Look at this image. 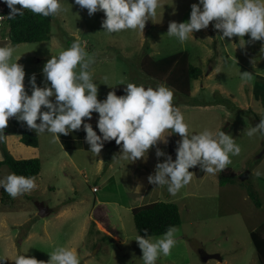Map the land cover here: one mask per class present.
<instances>
[{"label": "rangeland", "instance_id": "374dc122", "mask_svg": "<svg viewBox=\"0 0 264 264\" xmlns=\"http://www.w3.org/2000/svg\"><path fill=\"white\" fill-rule=\"evenodd\" d=\"M198 2L162 0L164 7L148 20L149 27L145 23L143 33L128 29L109 34L101 26L103 11L89 16L74 0H61L64 10L50 16L46 41L14 45L0 38V46H15L10 62L20 57L17 63L24 66L29 95L31 75L35 73L37 86L43 87V65L79 38L95 59L89 71L101 101L117 86L160 84L141 71L144 56L161 59L187 51L190 63L202 71V77L191 82L192 96L181 98L191 106L183 112L190 133L221 129L241 147L240 155L231 157L226 168L233 176L229 183L218 185L220 172L197 178L193 167L189 169L194 173L192 181L171 196L166 185L156 186L147 179L146 168L154 174L163 158L147 167L141 158L134 163L120 160L121 145L117 144L95 156L81 148L86 137L83 125L68 135L59 134L57 140L27 126L38 141L36 148L27 147L19 141L12 117L0 141V160L4 148L16 160L39 159L40 172L31 193L12 198L0 188V256L10 258L4 264H14L17 255L46 264L58 247L75 249L81 264H143L131 209L152 202L175 204L181 220L171 255H161L156 264H258L249 234L264 222V174L254 175L256 170L264 173V136L248 137L246 131L264 118V54L255 55L264 52V41L249 43L250 34H245L243 46L239 36L222 39L213 27L215 21L183 43L168 36L169 23L188 21L191 5ZM245 71L252 74L250 80L242 79ZM95 116L99 114L93 112ZM9 173L6 166L0 168V177ZM38 204L49 211L46 217L38 216ZM102 212L107 220L99 217ZM202 253L218 258L203 262Z\"/></svg>", "mask_w": 264, "mask_h": 264}, {"label": "clouds", "instance_id": "9594fccd", "mask_svg": "<svg viewBox=\"0 0 264 264\" xmlns=\"http://www.w3.org/2000/svg\"><path fill=\"white\" fill-rule=\"evenodd\" d=\"M2 2L10 10L8 19L23 16L25 10L43 17L56 16L64 10L61 0ZM74 2L81 9H87L89 16L103 11L105 18L101 26L109 34L128 29L143 33L146 21L152 20L157 15V9L164 7L162 0ZM4 17L0 15V19ZM213 21L214 29L222 33V39L239 36V44L243 46L246 43L245 34H250L249 43L264 41V0H199L191 5L188 21L169 23L167 35L183 43L193 38L194 31L208 28ZM15 51V46L11 44L0 46V141L5 139L4 129L12 117L26 122L28 128L38 135L52 134L53 140L60 139L59 134L68 135L83 125L86 143L95 156L100 154L105 142L115 140L117 145H121L118 159L134 163L145 157V153L158 141L167 143L166 137L174 131L181 137L177 141L176 159L157 148L156 156L166 159L158 162L155 173L147 178L150 184L166 185L171 196L192 181L194 173L189 171L190 168L198 165L205 173L215 175L232 163L231 157L241 153L240 145L221 129L212 131L205 128L199 133H190L184 114L174 104V91L166 84L145 87L143 84L128 83L124 95L118 96L115 91H109L106 99L99 100L98 85L93 82L92 72L89 71L95 59L89 56L79 38L43 65V87L37 86L35 73L31 75V95L25 89L24 66L17 63L20 57L10 62ZM241 76L244 80L252 78L247 71L241 72ZM42 106L47 110L42 111ZM93 112L99 114L97 128L101 135L83 119L91 120ZM166 131L167 136L164 135ZM256 134L264 136V118L246 131L248 137ZM262 174L259 170L254 172L257 177ZM36 186L33 176L9 173L0 177V188L12 198L31 193ZM144 232L145 236L137 234L134 239L142 250L143 264H156L161 255H171L177 243L175 226H169L155 239L147 234V229ZM6 259L10 258L0 256V264H4ZM14 264L45 262L17 255ZM46 264H81V261L75 249L58 247L50 254Z\"/></svg>", "mask_w": 264, "mask_h": 264}, {"label": "trees", "instance_id": "16d2710c", "mask_svg": "<svg viewBox=\"0 0 264 264\" xmlns=\"http://www.w3.org/2000/svg\"><path fill=\"white\" fill-rule=\"evenodd\" d=\"M9 25L8 39L11 44L40 43L49 38L50 16L43 17L32 12L17 15L14 19H7ZM140 69L147 78L169 86L174 95L182 98L190 96L191 82L202 77V71L189 61L187 51L178 52L161 59H152L144 56L140 62ZM126 86H117L116 94L124 95ZM264 105V98L262 99ZM11 124L19 133V141L27 147L36 148L37 138L27 129L26 122L12 118ZM115 140L105 142L103 149L113 148ZM81 148L90 151L86 141L81 142ZM2 159L0 168L6 166L12 173L36 177L40 172V161L37 158L16 160L4 148L1 149ZM174 148L169 139V154L173 157ZM195 176L201 178L204 171L197 165L194 167ZM233 179L231 173L225 169L220 172L219 186H224ZM6 195L4 191H1ZM251 198L254 199L253 194ZM133 224L137 234L145 236L144 229L152 237L161 236L169 226H179L181 223L178 207L173 203L152 202L131 209ZM93 223V222H92ZM250 239L255 249L258 264H264V222L251 231Z\"/></svg>", "mask_w": 264, "mask_h": 264}, {"label": "crops", "instance_id": "0c3cea01", "mask_svg": "<svg viewBox=\"0 0 264 264\" xmlns=\"http://www.w3.org/2000/svg\"><path fill=\"white\" fill-rule=\"evenodd\" d=\"M208 77L210 76V73L207 75ZM194 82H197V81H194ZM203 86L201 85V88H202ZM190 96H192V92L190 93ZM174 104L177 106V107H179L180 108V110L182 111V113L184 112V110H187L189 107H191V106H189V105H187V104H185V103H183V101H182V99L181 98H179L178 96H176V95H174ZM212 107H214V106H212ZM217 107V106H216ZM97 120H98V116H95V117H92L91 118V120H87L86 122H89V123H91L92 124V126L94 127V128H96L97 129ZM98 131H97V133L98 134H101L100 132H99V129H97ZM164 135L165 136H167L168 135V132L166 131L165 133H164ZM176 136H179V134H176ZM169 139H171V135H169V136H167L166 137V140H167V143H164V142H162V141H158L157 142V145H155V146H152L149 150H148V152L147 153H145V157L143 158H141L144 162H146V163H143L142 162V164H145V165H143V166H149V164H150V162L152 163V164H154L155 162H156V160H157V156H156V150H157V148H160L161 150H163L165 153H167V154H169ZM82 141H86V140H82ZM120 152V151H119ZM118 155H119V153H118ZM159 158H163V160H165L166 159V157H159ZM141 160V161H142ZM150 160V161H149ZM147 161L149 162V163H147ZM145 167V168H146ZM147 170H148V175H147V177L150 175V174H153L152 173V170H149L148 168H146ZM142 175H144V173L143 174H141V176ZM141 182H142V180H141ZM105 217V219H106V212H102V213H100V216L99 217ZM107 220V219H106ZM95 223H97L98 224V222L96 221V220H93ZM107 223H108V221H106ZM118 238V237H117Z\"/></svg>", "mask_w": 264, "mask_h": 264}, {"label": "water", "instance_id": "95a60500", "mask_svg": "<svg viewBox=\"0 0 264 264\" xmlns=\"http://www.w3.org/2000/svg\"><path fill=\"white\" fill-rule=\"evenodd\" d=\"M149 21L147 20L146 21V26L149 27ZM261 54H264V52H259V53H256L255 55H261ZM171 137H172V142H173V148H174V152H173V160L176 159V148H177V140H176V133L173 131L172 134H171ZM264 154V147L261 151V155ZM37 209H38V216L43 218V217H46L49 213V211L42 205V204H38L37 205ZM210 258H215L217 259L218 257L217 256H208L204 253L201 254V260L203 262H206L208 259Z\"/></svg>", "mask_w": 264, "mask_h": 264}, {"label": "built area", "instance_id": "2783aa9c", "mask_svg": "<svg viewBox=\"0 0 264 264\" xmlns=\"http://www.w3.org/2000/svg\"><path fill=\"white\" fill-rule=\"evenodd\" d=\"M9 14V8L6 4L0 0V15L5 16L3 19H0V38H3L4 40L8 39V33H9V25L7 22V15ZM96 189H93L95 191Z\"/></svg>", "mask_w": 264, "mask_h": 264}]
</instances>
